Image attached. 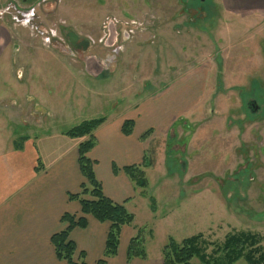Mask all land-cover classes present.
Returning <instances> with one entry per match:
<instances>
[{"label":"rangeland","instance_id":"rangeland-1","mask_svg":"<svg viewBox=\"0 0 264 264\" xmlns=\"http://www.w3.org/2000/svg\"><path fill=\"white\" fill-rule=\"evenodd\" d=\"M9 2L0 4V22L9 20V45L25 65L1 74L0 94L16 98L0 101L1 147L27 134L15 141L32 140L46 163L83 140L63 131L90 118L124 121L142 100L157 131L138 135L147 184L137 187L144 194L136 209L128 206L136 226H151L148 252L162 260L169 237L200 234L189 264H251L244 253H264L263 15H234L227 0H47L24 15ZM108 19L132 29L114 38L119 52L111 50L113 35L103 34ZM113 53L110 69L99 68L95 56L109 61ZM199 90L198 103L184 110ZM179 108L183 114L168 123L164 115ZM242 232L256 242L228 262L225 243Z\"/></svg>","mask_w":264,"mask_h":264},{"label":"crops","instance_id":"crops-1","mask_svg":"<svg viewBox=\"0 0 264 264\" xmlns=\"http://www.w3.org/2000/svg\"><path fill=\"white\" fill-rule=\"evenodd\" d=\"M5 1L7 0H0V4ZM227 4L234 15L259 13L264 17V0H227ZM10 31V22L5 18L0 22V62H4V65H0V80L4 79L1 74L5 70L25 65V61L20 60L21 50L15 49L16 43H12L13 49L9 45L12 38ZM25 54L30 55V51ZM17 57L18 63L15 62ZM174 81L178 83L180 80ZM201 92L199 90L196 93L194 100L186 104L184 110L198 103ZM11 95L12 97L9 93L0 94V101L9 98L15 103L16 98ZM22 97L25 100L27 98L25 94ZM143 102L141 100L136 104L137 108L134 110L138 113L130 118L134 120L130 135L122 133V116L114 121L106 119L95 132L96 145L88 152V156L95 161L94 172L104 193L115 202H123L134 214L133 223L121 227L117 253L108 258V264H162L158 252L153 255L148 252L146 240V258L126 259L130 238L139 227L135 225L134 209L138 204V195H143L137 192L122 167L139 164L141 161L144 147L138 140V135L147 127L157 131L151 118L153 111L143 110ZM180 108L171 115H164L168 123L183 114L184 110ZM166 126L167 124L164 128ZM25 135L27 134L12 137L13 148L5 149L0 146V264H70L56 256L51 237L64 229L65 224L61 221L64 213L80 212L78 201L68 198L69 193L79 191V186L84 181L78 166L77 145L80 141L69 152L64 153L62 148L59 154L44 163L41 162L40 153L32 140L15 141V138H26ZM37 167L41 169L38 170ZM130 203H133L134 209L130 210ZM165 219H168V215L163 217ZM108 229L109 222H100L92 216L87 217L85 228H73L69 234L76 246L73 261L80 262L83 257L86 264H94L101 258ZM149 229L151 226L146 232Z\"/></svg>","mask_w":264,"mask_h":264},{"label":"trees","instance_id":"trees-1","mask_svg":"<svg viewBox=\"0 0 264 264\" xmlns=\"http://www.w3.org/2000/svg\"><path fill=\"white\" fill-rule=\"evenodd\" d=\"M104 120V117L85 119L62 132V134L69 138H83L77 145V151L79 171L84 181L80 184L78 192L68 194L69 199L78 201L80 212L78 214L64 213L61 217V221L65 224L64 229L53 234L51 237L56 256L70 264H86L83 257L80 262L73 261L76 246L69 238V234L75 227L85 228L88 216H92L100 222H109L102 257L94 264H108V258L117 253L121 227L123 225H131L134 221V214L125 207L123 202H115L104 193L102 185L94 172L95 161L88 156V152L96 144V135L94 132ZM133 125L134 122L132 119H125L121 126L122 133L124 135L131 134ZM149 132H152L151 128H148L142 133L140 139L147 137ZM24 138L20 137V139ZM16 148L20 147L16 146ZM145 160H147V156L144 154L143 161ZM37 169L39 170V167ZM116 170L114 167V171ZM122 170L136 189L137 187L143 188L146 186L147 181L140 164L125 165L122 167ZM141 194L143 195L144 192L141 191ZM150 200L151 209L153 210L155 209V200L152 196H150ZM148 231L151 236L152 230H147V233ZM145 233L146 230L144 227H138L135 234L130 238L126 249L127 260L134 257L146 258ZM200 237V234H195L184 237L179 242L169 237L161 250L163 264H189L190 260L200 253V247L198 246ZM255 242L256 237L250 233L242 232L230 236L225 243V249L227 251L225 256L228 262L239 258L243 254L245 246L250 244L254 245ZM253 252L244 253V256H246L251 264L263 263L264 253H260L259 256L254 257ZM213 264H216V262Z\"/></svg>","mask_w":264,"mask_h":264},{"label":"flooded vegetation","instance_id":"flooded-vegetation-1","mask_svg":"<svg viewBox=\"0 0 264 264\" xmlns=\"http://www.w3.org/2000/svg\"><path fill=\"white\" fill-rule=\"evenodd\" d=\"M46 1L45 0H33V1L32 0H10V2L8 3V6H10V5L16 6V7H18V11H20V12L26 11L24 13H28V11H30L34 6L39 7L42 3L46 2ZM195 10L199 11L197 9H195ZM8 15L10 16L11 19H13L14 15L12 13H8ZM26 20H27V18H26ZM110 21L113 22L112 25H110ZM108 22H109V24L107 25V27H105V33L103 32V34H106L107 36L113 35V41L111 42V50H112V52H119V50H121V46L119 44V41H116L117 45L114 46V43H115L114 38H117V36L119 35V38L127 39L128 37H130V35L127 31H132V29L126 27L124 25L125 24L124 21H119V24H116V25L114 23V19H108ZM78 38H81V37L78 36ZM83 40H85L86 42L89 43V41L86 37H82L81 41H83ZM105 40L108 41L109 39L106 38ZM87 48L88 47L84 46V47H81L79 49L86 50ZM72 52L74 53L75 51L71 50L70 53H72ZM113 55H114V53L112 55H110L109 61H105L102 58L95 57L97 63L99 64V68H106L107 67L110 69V66H111L110 63L112 62V59L114 58ZM88 60H89L88 58L84 60L85 67L89 66L88 65L89 61L91 62V60H89V61Z\"/></svg>","mask_w":264,"mask_h":264},{"label":"water","instance_id":"water-1","mask_svg":"<svg viewBox=\"0 0 264 264\" xmlns=\"http://www.w3.org/2000/svg\"><path fill=\"white\" fill-rule=\"evenodd\" d=\"M247 105L250 108L251 112H255L258 109V105L255 100H250Z\"/></svg>","mask_w":264,"mask_h":264},{"label":"built area","instance_id":"built-area-1","mask_svg":"<svg viewBox=\"0 0 264 264\" xmlns=\"http://www.w3.org/2000/svg\"><path fill=\"white\" fill-rule=\"evenodd\" d=\"M2 9H3V8H2ZM8 13H12V10H11L10 12L8 11ZM8 13H7V14H8ZM21 14L24 15L25 13H24V12H21ZM1 15H2V14H1ZM13 18H14V17H13Z\"/></svg>","mask_w":264,"mask_h":264}]
</instances>
